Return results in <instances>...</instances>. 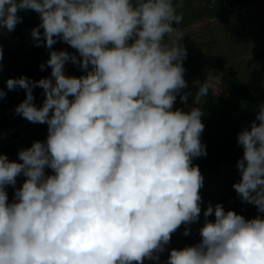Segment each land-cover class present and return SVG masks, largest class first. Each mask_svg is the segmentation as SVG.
I'll use <instances>...</instances> for the list:
<instances>
[{
    "label": "clouds",
    "instance_id": "1",
    "mask_svg": "<svg viewBox=\"0 0 264 264\" xmlns=\"http://www.w3.org/2000/svg\"><path fill=\"white\" fill-rule=\"evenodd\" d=\"M27 10L39 14L30 35L49 51L40 68L51 74L6 88L25 90L17 116L48 128L18 160L0 155V264H161L166 252L163 264H264V216L247 220L221 203L203 211L200 243L168 248L201 220L205 177L193 162L207 156L211 77L194 82L197 106L175 107L192 96L182 41L201 23L176 27L174 0H0V29L14 31ZM61 42L74 51L54 49ZM68 63L84 74L66 75ZM237 141L233 189L264 214V103Z\"/></svg>",
    "mask_w": 264,
    "mask_h": 264
},
{
    "label": "trees",
    "instance_id": "2",
    "mask_svg": "<svg viewBox=\"0 0 264 264\" xmlns=\"http://www.w3.org/2000/svg\"><path fill=\"white\" fill-rule=\"evenodd\" d=\"M202 1L205 3V13L212 18L221 15L227 8L244 7L259 0H219L218 5H216V13L206 5L212 0ZM225 1L228 2V7L223 5ZM18 14L23 17V21L17 25L14 31L8 32L6 29H0V48L3 49V61L0 62L2 64L0 88L7 92V98L0 100V128H14L26 121V119L17 116L14 111L15 107L26 98L25 90H7L6 80L21 76L39 80L51 74L50 68L46 70L40 68V65L46 63L49 59V51L45 47H35L30 35L31 29L41 22L39 14L34 10L21 11ZM187 40V37H185L182 41L187 49V59L183 65L186 69V81L189 82L193 79L203 81L210 76L215 84V88L210 90L209 95L206 97L209 110L204 112L202 117L205 129L201 140L207 146V156L197 158L193 163L199 165L201 173L205 177L204 185L218 179L223 172L228 173L232 180L231 187L220 197H216L213 193L201 194L202 210L209 203H213L214 206L221 203L226 211L234 210L247 220L254 219L258 215L264 216V214L258 212L256 206L241 203L239 196L233 189V184L240 179L236 164L243 156V149L238 145L237 135L243 127L250 125L252 120L255 119L258 105L264 103V100L256 94L252 84L243 81L232 69L224 68L221 57L218 55L206 57L201 49L197 51L194 50L192 45H187ZM53 47L56 50L68 49L70 52L74 51L62 42ZM259 56L256 58L258 59ZM82 74L84 73L74 66L66 75L79 77ZM41 90V88L34 89L36 100ZM175 107L178 108L177 104ZM216 118H218L219 124L215 122ZM35 125L32 123L31 127L24 133L29 132ZM47 128L46 124H40L33 133L25 137L17 133L11 137L0 139L6 144V146L0 148V155H7L13 161L18 160V152L21 149L30 148L33 142L46 139ZM46 172L50 174V170H46ZM23 179V177L18 178L17 186L22 184ZM8 194L11 201L14 196V190L11 187L8 188ZM209 219L214 221L215 217ZM203 223L204 218L201 214L200 222L190 225L191 233L187 237L183 236L185 229L181 226L172 235L171 243L168 246L169 251L172 248L182 249L200 243L199 229L203 226ZM167 256L168 252L162 254L161 264L167 259ZM145 264H154V262L146 261Z\"/></svg>",
    "mask_w": 264,
    "mask_h": 264
},
{
    "label": "rangeland",
    "instance_id": "3",
    "mask_svg": "<svg viewBox=\"0 0 264 264\" xmlns=\"http://www.w3.org/2000/svg\"><path fill=\"white\" fill-rule=\"evenodd\" d=\"M218 1L212 0L215 13ZM174 3L177 6V13L183 16L182 24L175 25L176 27L185 29L197 22L202 25L198 31L186 34L187 45H192L197 51L201 49L206 57L212 55L221 57L222 66L232 69L239 78L252 84L256 94L264 100V0L249 3L244 7L227 8L221 15L212 18L205 13V3L202 0H174ZM227 3L226 1L225 7H228ZM196 81L193 79L188 82L189 89L185 91H191L192 96L189 97L187 104L181 103L178 99L176 103L178 108L189 111L197 106L193 104L197 91L193 85ZM202 107L204 112L209 110L207 98L202 101ZM215 122L219 124L218 118ZM39 125L36 124L29 132L22 133V136L33 133ZM4 146L6 144L0 141V148ZM231 185V177L223 172L218 179L204 185L200 194L213 193L220 197Z\"/></svg>",
    "mask_w": 264,
    "mask_h": 264
},
{
    "label": "water",
    "instance_id": "4",
    "mask_svg": "<svg viewBox=\"0 0 264 264\" xmlns=\"http://www.w3.org/2000/svg\"><path fill=\"white\" fill-rule=\"evenodd\" d=\"M207 7L210 8L213 12L215 11V7L213 6L212 2H209L207 4ZM74 66H75L74 64L68 63L65 66V74H67ZM43 99H44L43 90H41V92H40V94L36 100V103L38 106L42 104ZM31 125H32V123L26 120L24 123L14 127V128H0V139L11 137L17 133L22 134V133L26 132L31 127Z\"/></svg>",
    "mask_w": 264,
    "mask_h": 264
}]
</instances>
